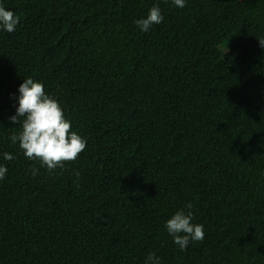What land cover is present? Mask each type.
Instances as JSON below:
<instances>
[{
    "label": "trees",
    "instance_id": "obj_1",
    "mask_svg": "<svg viewBox=\"0 0 264 264\" xmlns=\"http://www.w3.org/2000/svg\"><path fill=\"white\" fill-rule=\"evenodd\" d=\"M0 5L19 18L0 31V264H264V0ZM27 78L87 141L64 169L9 139ZM179 209L204 226L184 251Z\"/></svg>",
    "mask_w": 264,
    "mask_h": 264
},
{
    "label": "clouds",
    "instance_id": "obj_2",
    "mask_svg": "<svg viewBox=\"0 0 264 264\" xmlns=\"http://www.w3.org/2000/svg\"><path fill=\"white\" fill-rule=\"evenodd\" d=\"M179 8L185 7V0H172ZM164 17L158 5L148 11L145 18L137 19L136 25L141 31L147 32L153 25L162 23ZM19 18L13 11L6 10L0 5V31L12 33L16 30ZM261 48H264V37L258 39ZM18 106L15 115L10 117L9 123L19 125L18 131L10 137L13 145H18L26 159L36 161L40 168L49 173L57 169H64L66 163L74 162L86 149L87 141L84 137L72 130L71 121L68 120L58 101L47 94L44 85L32 78H27L19 85ZM5 161H11L14 156L3 153ZM33 176L39 168L33 166L29 169ZM7 173V168L0 165V180ZM79 177V172L75 173ZM192 208L191 204L187 205ZM191 211L177 210L166 222L165 229L172 237L173 243L181 251L187 249L190 242H199L204 239L203 224L193 222ZM144 264H161L155 252H150Z\"/></svg>",
    "mask_w": 264,
    "mask_h": 264
}]
</instances>
